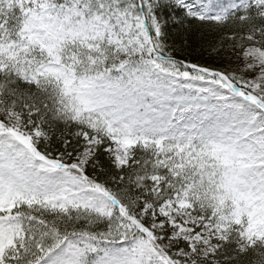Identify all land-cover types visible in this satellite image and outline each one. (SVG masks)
<instances>
[{"label":"snow or ice","instance_id":"1","mask_svg":"<svg viewBox=\"0 0 264 264\" xmlns=\"http://www.w3.org/2000/svg\"><path fill=\"white\" fill-rule=\"evenodd\" d=\"M0 264H264V0H0Z\"/></svg>","mask_w":264,"mask_h":264}]
</instances>
